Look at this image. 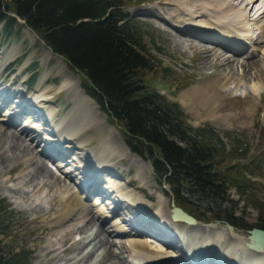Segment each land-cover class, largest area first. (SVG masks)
I'll return each mask as SVG.
<instances>
[{
  "label": "rangeland",
  "instance_id": "374dc122",
  "mask_svg": "<svg viewBox=\"0 0 264 264\" xmlns=\"http://www.w3.org/2000/svg\"><path fill=\"white\" fill-rule=\"evenodd\" d=\"M120 1L133 19L142 25V31L145 33L147 40V47L150 49V53L155 60V69L145 73V83L151 89L165 95L169 100L177 102L185 113L186 123L189 126L196 129L202 124H209L214 132L220 135L226 148L225 151H219V148H217L218 157L221 158L220 164L223 166L220 171L224 177L232 179V173H236L237 180L234 178L231 180V183L232 181L239 183L241 179L240 175L249 179L242 181V184L248 190V195L243 197H239L234 186H231L227 192V200H217L216 202L198 200L195 196L182 193V196L195 201L192 204H182L184 209L190 212L193 211L201 221H198L197 227H190L182 223L175 231L185 235L187 244L196 242L199 239L200 243L207 239H219L218 237H220L222 243V241L227 242L230 240V236L228 235L229 229L227 227L229 223H225L223 220L227 216L235 218L239 228L233 227V230L237 232V236L240 238L243 235L246 236L248 230L257 224V226L264 228V215L260 213V209L257 207L259 204H264V64L263 60H261L263 55L258 51L254 53L255 56L251 59L245 58L246 54L233 56L237 57L239 61L242 59L250 60L247 67L248 72L244 73V76H242L241 70L235 71L234 64H232L233 66L229 70L224 67H220L219 69L218 62L215 64V67L214 63L211 67H204L199 61L201 54L197 52L198 49H194L193 43H191L193 47L179 43L180 38L187 39L185 35L171 29L170 25L160 18L151 16V11H154L153 8L155 6L169 8V5L165 2L172 3L171 0H162L165 1L164 3L160 2V0ZM152 6L154 7L151 8ZM149 11L150 13H148ZM252 14L253 12L250 11V15ZM17 21L16 29L19 32H10L7 35L2 30L3 23H0V51H3V54L0 55V66L6 65L0 74V81L4 80V84L13 82L10 87L11 92L16 90L21 92L25 88L21 93L14 95L23 98L29 93L32 94L35 90H38L36 86L40 83L42 91L44 90L45 100L52 101V103L49 102L42 107L44 109L51 108L55 111L56 116L53 117L55 118V123H58L60 120H71L72 118L85 120L87 127L80 131L78 136V139L82 142L81 147L83 149L91 148V151H94L93 153L100 158V150L104 144L102 142V134L107 126L106 119L92 101H86L89 106L87 109L82 107L77 108L78 104L73 95L74 92L62 87L63 77L66 78V69L74 77H77L80 85L83 77L78 72L71 70L61 57L50 51L37 35L23 25V20L17 19ZM201 43L207 47L212 48L213 46L220 51L224 50L222 47L214 45L209 41H201ZM48 52L54 56L48 54ZM195 53L198 59L194 57ZM64 66L66 69H63ZM217 70L222 71V75H228L230 70L233 72L232 75L229 74L222 79L225 85L222 88V101L220 105L209 102L205 103L203 99L195 101L196 98L193 97L194 95H191L194 87L205 75L213 74L207 80L217 78L219 76ZM33 73H36L35 82L29 86L26 84V80ZM71 76L69 82L72 81ZM252 86H257V92L252 93L250 97L247 94ZM77 88L84 99L86 95L80 90L79 85ZM251 102L252 106L250 107L249 103ZM8 104V106L0 108V118L7 117L10 109H16V104H13L12 100ZM9 107L11 108L8 109ZM38 109L42 111V108ZM100 111L106 116L101 109ZM23 120L24 118L22 117L17 130L28 123H25L26 120ZM107 120L108 125L115 129L118 137L123 141L120 123L109 118ZM2 124L6 126L5 123ZM28 124L26 126L37 128L40 122L34 119ZM30 132L32 133V130ZM116 133L106 136V142L111 145L113 150L112 154L105 158V165L115 167L116 176L104 177V180L101 181L100 187L110 192V195L102 200L98 197V204H102L101 206L107 212L113 207V200L116 197L123 198L130 206H139L141 204L143 210L146 207L150 212L152 211V217H159L158 221L164 220L168 224L167 211H170L174 203L173 195L169 192L168 185L156 178L148 161L134 153L142 162L140 159L138 161L130 158L129 155L124 153V149L120 147V150L118 139H116L117 142L115 140ZM226 135L228 136L227 138L225 137ZM43 136L44 134L41 137ZM41 137L36 138L38 140L32 142L34 144L33 149L30 153L27 152L28 154L26 153L25 157L22 158L17 155L19 161L15 162L12 167L9 165H3L5 168L0 167V200H4L13 213V216L9 218V229L6 230V236L0 235V238L5 243L4 249L14 250L22 248L26 253H29L28 264H59L58 261L62 262L63 257L67 259L71 255H52L53 257H51L50 254L44 255L43 252L66 238L79 239L82 234L78 231H81L84 224L81 220H73L76 217L65 219L56 227L50 225L49 221L59 215L63 201L68 197L67 195L70 192H77V187L83 179L81 178L82 174L74 171L69 162H66V166L63 163L59 171L56 168V165L59 163L58 160L55 163V161H49L43 157L44 162L47 164L46 167L48 166L51 169L57 177L58 183H60L49 182V180L46 181L41 178L34 181L25 180L26 175L33 167L35 168L34 165H37L41 161L40 158L35 159L34 156H29L33 155L32 153L35 154V151L39 152L44 147L39 142L42 139ZM46 140L51 141L49 137ZM233 147L234 149H238L236 152L242 153L245 157L238 160L228 156L227 149ZM76 152H78L77 149L73 150L67 158L70 157L71 159L72 156H76ZM103 152L105 153V151ZM130 153L132 154V152ZM89 156L93 157V154ZM32 163L33 165L29 168L28 164ZM147 164L150 166V169ZM229 167H232V169ZM68 171H74L70 178H66L65 175L69 173ZM250 172H253L254 176L248 174ZM11 177L16 179L11 180ZM38 182L39 184H37ZM52 182L55 184H52ZM110 185L112 187L109 188ZM114 186L117 188L113 191L112 188ZM118 188L119 190H117ZM128 194L130 199L127 197ZM94 201L95 199L86 197L83 199V203L86 204L85 207H91V203ZM176 205L181 206V204ZM208 209L211 212L205 214V210ZM122 210L118 213L120 217L122 215L126 218L131 213V211H127L126 209ZM217 210L220 216L223 217L222 220L214 219L216 213L218 214ZM223 214L226 216H223ZM118 216L114 215L106 220L103 223L104 228L110 232L113 231L114 225L112 221L114 219L121 221ZM111 238L114 242L112 245L114 252H120L122 256L127 258L129 251L127 249L128 241H126V237L121 239L118 236L112 235ZM120 242L124 245L123 247L121 246L122 248H118ZM146 242L151 247H161L158 246L160 243L153 239H146ZM91 245L85 248V252L90 249ZM96 247L95 249H97ZM261 261L264 262V257Z\"/></svg>",
  "mask_w": 264,
  "mask_h": 264
},
{
  "label": "bare ground",
  "instance_id": "6f19581e",
  "mask_svg": "<svg viewBox=\"0 0 264 264\" xmlns=\"http://www.w3.org/2000/svg\"><path fill=\"white\" fill-rule=\"evenodd\" d=\"M161 1L162 0H160V2ZM162 2L164 3L165 1ZM171 2L172 3L165 2L169 5V8L152 6L151 8L154 7V11H151V16L160 18L165 21V23L169 24L171 29L179 34L185 35L187 39L180 38L181 40H179V43L186 44V46H190L191 43H193L194 49H198L197 52L201 54V59L199 61L202 66L211 67L214 63L215 67V64L218 62L217 65L219 69L220 67H224L229 70L231 69L230 67L233 66L232 64H234L235 71L238 69L239 71L241 70L242 76H244V73L246 74V72H248L247 67L250 60L242 59L239 61L237 57L235 58L233 56L246 54L247 56L245 58L251 59L255 56L254 53L258 51L263 55L261 60H263L264 64V0H171ZM250 11L253 12L252 15H250ZM148 13H150V11ZM242 40H245V42H243L244 45L241 42ZM201 41H209L214 45L220 46L225 52L224 50L220 51L215 49L213 46L212 48L204 46ZM246 45H248L247 48H245ZM190 47L193 46L191 45ZM227 52L232 54H228ZM196 53L194 57L198 59ZM1 54H3V51H0V55ZM48 54L52 55L50 52H48ZM5 67L6 65L4 64L0 66V74ZM64 68L65 66L63 69ZM67 71L66 69V78L62 76L64 79V81L62 80V87L68 88L74 92L73 95L78 104L77 108L82 107L87 109L89 106L86 101H92L98 111L106 119V116L100 111L96 102L83 91L77 77H74L70 71ZM217 71L219 72L217 78H210V80H207L209 79L208 77L213 74L211 73L208 76L205 75L194 87L191 95H194L193 97L196 98L195 101H201V99H203L205 103L209 102L220 105L222 101V88L225 85L222 79L229 74L232 75L233 72L230 70L228 75H222V71ZM62 74L64 73L62 72ZM70 76L72 79L71 82H69ZM3 82L4 80L0 81V107L8 106L10 104H8L9 100H12L13 104H16V109L12 110L10 109L11 107H9L8 109H10V111L9 114L7 113V117L0 118V167H3V165L12 167L15 162L19 161L17 155L22 158L25 157L24 155L27 152L30 153L33 149L34 144L32 142L37 141L38 139L36 138L44 134L39 141L44 147L41 148L39 152L35 151V154L32 153L33 155H29L34 156L35 159L40 158L41 161L38 162L37 165H34L35 168L33 167L26 175L27 177H25V180L34 181L35 179L41 178L46 181L49 180V182L54 181L57 184L60 183H58V179L51 169L48 166L46 167L47 164L44 162L43 157L47 158L49 161L58 160L59 163L57 165L59 166L56 168L59 171L63 163H65L66 166V162H69L74 171L78 174H82L81 178L83 180H81L83 183L80 182V186L77 187L78 190H76L77 192L73 191L67 195L68 197L63 201L60 207L59 215L49 221L50 225L56 227L65 219L76 217L73 220H81L84 224L81 231H78L82 235L77 240H74V238H66L60 241L51 246L52 248L49 247L44 251V255L50 254L51 257L54 255H71V257L67 259L63 257L64 259H62V262L58 261L59 264H90L93 262V264H129V261L126 257L122 256L120 252H114L112 247L114 244L111 238L112 235L118 236L121 239L124 236L126 237V241H128L127 249L129 251L128 253H130L128 255L132 259L133 253L138 250L150 252L154 254L153 256L162 255L158 254L153 247H150L146 243L144 237L148 236L150 240H157L169 247L175 248L177 254L175 257H172L181 261L186 260V264H238V259L240 257L243 258L240 264L253 257H256V259L260 257V261L256 264H264V262L261 261V256L264 257V248L261 252L248 249L245 246L248 241V235H243V237L240 238L233 229L228 231L230 241L227 242L222 241L221 243L220 237L217 235L219 239H207L201 243L199 239L197 242L186 244L185 235L175 231L182 223L180 221H172L170 218V211H167L168 224H166L164 220L158 221L159 217H152V211L150 212L146 207L143 210L141 204L139 206H130L126 203L125 199L116 196H114L116 199L113 200V209H109L107 212L101 206L102 204H98L96 198L95 201L91 203V207H85L86 204H84L82 200L84 195V197H91L92 195L103 197L110 195V192L100 187V183L104 180V177L116 176L115 167L107 166V164L105 165V158L111 155L113 150L111 145L106 142V136L115 134V129L106 123L107 126L102 134V142L104 144L102 145L103 148L100 150L101 157L99 158L93 153L94 151H91V148L83 149L81 147L82 142L78 139L80 131L87 127L85 120L72 118L71 120H60L58 123H55V118H53L56 116V113H54L55 111L51 108L44 109L42 107L44 104L49 102L52 103V101L45 100L44 90L42 91L40 83L36 86L38 90H35L32 94L29 93L23 98L14 95L21 93L25 88L21 90V92L19 90L11 92L10 87L13 82L8 84H4ZM77 84L80 90L86 95L84 99L77 88ZM256 92L257 86H252L247 95L251 97L252 93ZM249 104L251 107L252 102ZM38 108H42V111ZM22 117L24 121L26 120L25 123H30L31 120L37 119L40 124H38L37 128H32L26 126L29 125L27 123L17 130V126L21 123ZM2 123H5L6 126ZM30 130H32V133ZM47 137L50 138V142L46 140ZM116 137H118L117 133ZM116 137L115 140L118 139L120 145L119 149L121 147L124 149V153L129 155L130 158L139 161L140 158L131 154L125 147L123 141L119 137ZM102 142H100V144H102ZM75 149L78 151L75 154L76 156H72L71 159L70 157L67 158ZM103 151H105V153ZM90 154H93V157L89 156ZM32 165L33 163L28 164L29 168H31L30 166ZM148 168L150 169V166ZM74 171H68L69 173L65 174L66 178H70ZM10 179L14 180L16 178L11 177ZM78 179H80V177H78ZM54 182H52V184H55ZM37 184H39V182ZM110 187H112V185H110L109 188ZM116 188L117 187L114 186L112 188L113 191ZM117 190H119V188ZM128 196L129 194L127 197ZM122 209L131 211V213H129L130 215H127L126 218L121 215L123 219L121 222L124 221V224L114 219L112 222L114 225L113 231L110 232L106 230L103 225L105 219L110 215H114V213H120L123 211ZM189 226L197 227V223ZM86 241H88L87 244H85ZM196 243L200 246L198 247ZM119 244L118 248L124 246L122 242ZM90 245V249L85 252V248ZM97 245L98 247H96ZM236 245L245 246L250 253H245V251ZM95 247L97 249H95ZM163 250L165 249L163 248ZM56 251L58 252L56 253ZM169 253L170 255H174L171 251ZM64 260L65 262H63ZM134 261L136 262L138 260L135 258L133 259V262ZM153 264H158V262H153ZM250 264L253 263L250 262Z\"/></svg>",
  "mask_w": 264,
  "mask_h": 264
},
{
  "label": "trees",
  "instance_id": "16d2710c",
  "mask_svg": "<svg viewBox=\"0 0 264 264\" xmlns=\"http://www.w3.org/2000/svg\"><path fill=\"white\" fill-rule=\"evenodd\" d=\"M17 19L81 74L85 92L107 118L120 123L125 145L150 162L177 203L192 204L182 193L209 202L227 200L231 186L239 197L248 195L242 184L248 177L240 175L239 183H231L237 174L232 173L231 179L220 171L217 148L226 150L220 135L209 124L189 126L177 102L145 83V73L155 69V60L142 25L130 18L120 0H0V23L6 35L19 32ZM35 74L29 77L30 85ZM227 150L232 158L245 157L237 148ZM257 207L264 215V204ZM217 212L214 219L222 220ZM12 216L9 205L0 200V235L6 236ZM224 221L239 227L232 216ZM4 245L0 238V264H28L29 253Z\"/></svg>",
  "mask_w": 264,
  "mask_h": 264
},
{
  "label": "water",
  "instance_id": "95a60500",
  "mask_svg": "<svg viewBox=\"0 0 264 264\" xmlns=\"http://www.w3.org/2000/svg\"><path fill=\"white\" fill-rule=\"evenodd\" d=\"M170 218L173 221L184 222L188 225H195L196 220L194 217L184 212L180 207L173 205L170 213ZM229 230L232 229L230 225H227ZM248 235V242L246 246L248 249L261 252L264 248V229L260 227H253L250 229Z\"/></svg>",
  "mask_w": 264,
  "mask_h": 264
}]
</instances>
